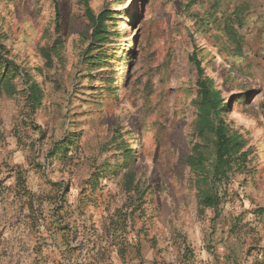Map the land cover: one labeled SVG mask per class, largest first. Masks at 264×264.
<instances>
[{
	"label": "rangeland",
	"instance_id": "374dc122",
	"mask_svg": "<svg viewBox=\"0 0 264 264\" xmlns=\"http://www.w3.org/2000/svg\"><path fill=\"white\" fill-rule=\"evenodd\" d=\"M88 4L0 0V264H264V0ZM196 63L251 150L215 209Z\"/></svg>",
	"mask_w": 264,
	"mask_h": 264
},
{
	"label": "trees",
	"instance_id": "16d2710c",
	"mask_svg": "<svg viewBox=\"0 0 264 264\" xmlns=\"http://www.w3.org/2000/svg\"><path fill=\"white\" fill-rule=\"evenodd\" d=\"M85 6V15L93 24L97 32L106 19L105 11L94 15L89 7L88 0H81ZM55 4L56 15L57 6ZM227 32L231 37H236L233 26L227 25ZM197 65L198 77L196 85L198 98L196 106L195 130L201 143L194 145L195 152L188 163L196 176L198 203L203 208H217L223 202L229 187L228 182L235 173L247 171L248 156L251 154L246 147V140L229 123L221 118L224 105L219 90H217L210 77L203 74L202 68ZM212 143L211 159H208L209 145ZM133 151V150H128ZM210 160V162H209Z\"/></svg>",
	"mask_w": 264,
	"mask_h": 264
},
{
	"label": "bare ground",
	"instance_id": "6f19581e",
	"mask_svg": "<svg viewBox=\"0 0 264 264\" xmlns=\"http://www.w3.org/2000/svg\"><path fill=\"white\" fill-rule=\"evenodd\" d=\"M133 127H134V130H135V121H133ZM133 149H135L134 146H133Z\"/></svg>",
	"mask_w": 264,
	"mask_h": 264
}]
</instances>
